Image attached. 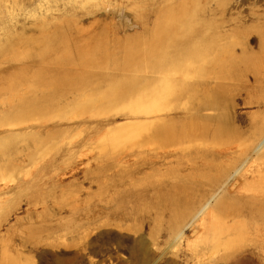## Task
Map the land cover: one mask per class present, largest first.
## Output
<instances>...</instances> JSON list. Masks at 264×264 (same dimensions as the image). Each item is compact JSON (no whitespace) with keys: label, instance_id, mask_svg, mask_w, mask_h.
Segmentation results:
<instances>
[{"label":"rangeland","instance_id":"374dc122","mask_svg":"<svg viewBox=\"0 0 264 264\" xmlns=\"http://www.w3.org/2000/svg\"><path fill=\"white\" fill-rule=\"evenodd\" d=\"M261 15L264 0H0V46L5 48V52H0V104L12 100L9 85L19 80L16 73L24 69L19 60L48 43L62 44L73 51L75 40L90 45L104 37L106 52L110 54V69L105 71L129 74L128 50L137 48L141 65L138 70H143L132 74L152 77L146 70L158 59L155 51L160 49L157 46L167 28L180 41L190 31L209 35L210 27L216 28L226 19L238 26L237 41L257 53L258 31L264 30ZM248 32L252 35L247 38ZM62 35L70 39L62 40ZM166 50L173 53V48L166 46ZM158 51L160 54L163 49ZM31 70L24 76H31L35 69ZM249 81L252 96L261 95L260 87L254 85L253 79ZM26 89L23 86L16 91L24 93ZM241 99L235 102L232 118L235 126L245 132L259 119L257 116H264V108ZM183 104L187 109L191 107L188 99L183 100L182 107ZM127 121L118 120L110 127ZM175 121L184 122L180 126L189 130L185 124L191 121L189 114H182ZM89 126L68 132L67 142L79 138ZM215 126L214 122L207 123L210 133ZM69 128L70 124L61 122L49 127L44 137ZM11 129L6 128V133ZM102 137L103 132L93 135L92 139L99 143L78 152L84 158L92 156L89 179L80 175V180L70 185L64 178V185L49 183L27 191L31 204L23 202L0 228V264H264L263 222L246 216L234 219L228 212L197 221L201 206L215 205L229 188H234L231 181L225 182L213 197L210 192L204 198L210 190L208 176L216 172L203 166L180 165L175 159L172 164L132 175L131 163L124 159L111 169L109 156L114 153L113 148L117 147V151L124 146L114 145L109 138L102 145ZM260 164L255 163L254 169ZM16 179L10 181L17 182ZM252 186L245 188L249 194L254 190L252 195L261 193L264 197V183L260 188L258 184ZM146 187H151L146 196L130 194ZM259 194L257 197H261ZM15 196L11 192L6 198L14 200ZM185 213L184 217L177 216Z\"/></svg>","mask_w":264,"mask_h":264},{"label":"bare ground","instance_id":"6f19581e","mask_svg":"<svg viewBox=\"0 0 264 264\" xmlns=\"http://www.w3.org/2000/svg\"><path fill=\"white\" fill-rule=\"evenodd\" d=\"M210 30L209 35L190 31L185 40L179 41L167 28L157 46L163 51H155L158 59L146 70L152 77L137 75L141 70L137 48L128 50L129 74L105 71L110 69V54L104 37L90 45L75 40L73 51L62 44L48 43L19 60L24 69L16 73L19 80L9 85L12 100L0 104V228L23 202L31 204L27 191L50 184L64 185V178L70 185H75L80 175L89 179L92 156L84 158L78 152L99 143L92 136L101 132L102 145L109 138L114 145L124 146L117 151L113 148L109 156L111 169L124 159L131 163L132 175L172 164L175 159L180 165L203 166L216 172L208 176L210 190L204 198L210 192L213 197L225 182L231 181L234 188H226L223 199L215 205L201 206L197 221L228 212L234 219L246 216L264 223V197L245 189L264 183V116H257L259 119L245 132L235 126L232 118L235 102L242 97L244 103L264 108V30L258 31L257 53L237 41L239 29L233 21L222 19ZM250 35L248 32L245 37ZM61 39L70 37L62 35ZM166 46L173 48V53ZM0 52L5 48L0 46ZM31 69L34 73L24 76ZM250 78L262 90L261 95L252 96ZM23 86L27 88L24 93L16 91ZM185 99L191 105L188 109L186 104L181 106ZM182 114L190 115L191 121L185 122L189 130L180 126L184 122L175 121ZM237 118L240 120L241 115ZM121 119L128 121L110 127ZM61 122L72 128L44 137L49 127ZM208 122L216 124L213 133L208 130ZM88 124L79 138L67 142L68 132ZM8 127L12 132L6 133ZM221 159L225 163H210ZM255 163L263 166L254 169ZM30 167L34 171L30 172ZM12 178L17 182L10 181ZM150 189L137 188L130 194L142 197ZM11 192L16 195L14 200L6 198Z\"/></svg>","mask_w":264,"mask_h":264}]
</instances>
